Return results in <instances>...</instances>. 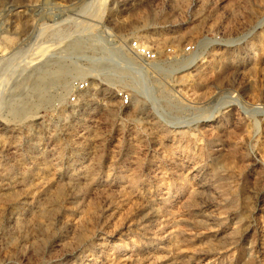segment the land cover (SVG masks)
<instances>
[{
	"label": "rangeland",
	"instance_id": "1",
	"mask_svg": "<svg viewBox=\"0 0 264 264\" xmlns=\"http://www.w3.org/2000/svg\"><path fill=\"white\" fill-rule=\"evenodd\" d=\"M0 264H264V0H0Z\"/></svg>",
	"mask_w": 264,
	"mask_h": 264
},
{
	"label": "built area",
	"instance_id": "2",
	"mask_svg": "<svg viewBox=\"0 0 264 264\" xmlns=\"http://www.w3.org/2000/svg\"><path fill=\"white\" fill-rule=\"evenodd\" d=\"M126 54L132 57V60H136L141 70L156 63L159 60V54L152 47L142 43L139 40H130L125 48ZM124 53V52H123ZM78 91H86L89 88L87 81H82L78 84ZM117 97L120 101V105L124 108H129L133 104V96L128 90L117 91ZM73 102L75 97L71 99Z\"/></svg>",
	"mask_w": 264,
	"mask_h": 264
},
{
	"label": "bare ground",
	"instance_id": "3",
	"mask_svg": "<svg viewBox=\"0 0 264 264\" xmlns=\"http://www.w3.org/2000/svg\"><path fill=\"white\" fill-rule=\"evenodd\" d=\"M80 43V42H79ZM78 43V44H79ZM100 50V49H99ZM124 55V53H123V51L121 50V51H116V52H114V54H113V56H112V60H109V61H111L110 63H103L102 65V70L105 72V73H109V75H113V76H115L116 74H118V73H122V75H126L127 73H134L135 71H139V72H142L143 73V70L141 71L140 70V67H138V65L136 64V63H134L132 60H126L125 61V58L123 57V55ZM103 59V58H102ZM105 60H106V58H105ZM117 60H119V63H122V62H120V60H124V62H126L127 63V65H128V67L127 68H124V70H122L121 71V69L122 68H117V66H116V64H117ZM107 61V60H106ZM100 63H102V62H100ZM125 63V64H126ZM98 64V63H97ZM48 65V64H47ZM119 65V64H118ZM121 65H123V64H121ZM124 66V65H123ZM152 66V65H151ZM153 66L155 67V68H158L159 67V65H157V64H153ZM98 68V67H97ZM136 68V69H135ZM38 69V68H37ZM75 69V68H74ZM99 70V69H98ZM40 71H41V69H40ZM129 71V72H128ZM46 72V71H45ZM104 73V74H105ZM112 73V74H111ZM125 73V74H124ZM135 75V74H134ZM108 76V75H107ZM112 76V77H113ZM127 76V75H126ZM136 76V75H135ZM118 77V76H117ZM128 77V76H127ZM137 77V76H136ZM111 78V77H110ZM116 78V77H115ZM122 78V77H121ZM140 78V77H139ZM137 79V78H136ZM142 79V78H141ZM133 82H134V78H133ZM144 83V82H143ZM137 88V87H136ZM145 89V88H144ZM140 90V89H139ZM137 98V97H136ZM138 101V100H137ZM136 100H134V98H133V105L134 104H136V102H137Z\"/></svg>",
	"mask_w": 264,
	"mask_h": 264
}]
</instances>
